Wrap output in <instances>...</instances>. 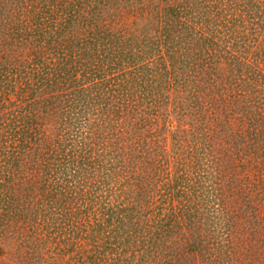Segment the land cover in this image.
<instances>
[{"label":"trees","instance_id":"trees-1","mask_svg":"<svg viewBox=\"0 0 264 264\" xmlns=\"http://www.w3.org/2000/svg\"><path fill=\"white\" fill-rule=\"evenodd\" d=\"M255 1L195 2L196 8L209 10L207 34L192 30L193 24L188 23L190 19L197 22V17L187 15L188 8L179 0L167 2L162 12L153 5L145 8L152 16L150 39L136 40L135 56L129 49H121L125 60L116 67L124 75H133L125 88H115L113 66L102 69L87 55L80 58L83 80L74 78L71 71L79 68L78 51L73 57L69 51L66 58L75 80L69 81L67 67L60 60H51L47 66L36 63L24 75L14 74L13 85L22 77L26 82L31 75L36 77V88L8 90L19 101L9 104L13 109L5 136H10L7 142L0 139V188L12 192L16 184L23 190L22 184L28 181L31 185L26 169L32 168L25 165L40 156L26 140L33 136L32 131L47 139L51 127L57 130L49 132L51 144L64 146L53 148L48 158L67 163L73 173L69 175L85 180L91 172L92 177H100V186L102 176L113 183L123 179L130 183L127 189L108 184L109 188L97 189L94 195L95 202L118 222L116 234L112 238L109 232L102 244H129L125 249L137 256L138 250L130 245L185 244L189 246L185 254L192 257V249L199 255L205 249L201 244H215V264H249V260L240 263L239 255L246 249L251 258L252 246L247 244L257 237L256 229L264 227V44L256 40L257 13L248 9ZM169 14L171 18H167ZM108 46L113 50L111 60H118L121 55L114 56L109 42ZM63 83L62 88H41ZM1 107L0 100V118ZM131 111L133 118L137 115L135 121L125 119ZM64 121L74 129L90 131L64 133L63 127H57ZM235 122L240 124L238 133L234 132ZM41 126L46 128L39 129ZM69 146L73 149H67ZM53 150L63 151L64 158ZM196 157L204 163L194 166ZM72 166L78 168L73 171ZM51 179L49 175L48 185ZM37 182V189L47 186ZM48 193L55 195V188L51 186ZM3 195L8 198V191ZM118 198L124 200L122 207L110 204ZM82 225L89 231L93 224L86 220ZM214 230L217 234L209 241L208 232ZM228 244L234 247L229 250ZM237 244H244V250ZM183 260L165 264H194L191 259L188 263Z\"/></svg>","mask_w":264,"mask_h":264},{"label":"rangeland","instance_id":"rangeland-1","mask_svg":"<svg viewBox=\"0 0 264 264\" xmlns=\"http://www.w3.org/2000/svg\"><path fill=\"white\" fill-rule=\"evenodd\" d=\"M175 1L177 0H136V2L135 0H0V100L3 115L0 118V133L3 137L0 139L4 141L5 138L6 141V137L10 136H5L11 124L9 113L13 109L9 104L19 101L16 99L15 92H8L9 88H36V77L33 78L31 75L26 77V82L22 77L13 85L10 79L14 74L20 72L24 75V71L33 64L47 66L51 60H60L64 66L68 52L72 51L69 56L73 57V53L78 51V58H75V55L74 58L79 68L71 71L75 75L74 78L83 80L81 74L84 66L80 58L84 59L87 55L92 63L101 65L102 69H105L108 64L113 66L111 76H114L112 82L115 83V88H125L133 75L131 73L124 75V72L116 71L119 63L125 60L122 56L124 50L121 51V49L125 48L127 51L129 49L132 56L137 55L136 40L143 39L146 42L152 33L149 23L152 16H149L150 9L147 11L145 8L153 5L158 12H162L167 2L174 4ZM197 1L179 0V4L188 8L187 15L191 18L195 13L197 22L195 19H190L188 23L193 24L192 30L198 29L206 33L205 27L210 25L208 20L210 13L209 10L196 8ZM248 9H253L257 13L258 18L254 21L258 31L256 40L260 42V45L264 44V0H258V4L256 0ZM163 14L161 16L164 17ZM167 16L169 18L170 14ZM184 24V22L181 23V28ZM108 42L114 48V56L121 55L117 56L118 60H111L113 50L108 46ZM69 65H66L69 81L75 80L73 75L70 76ZM123 65L127 67V63ZM101 72L108 74L107 70H101ZM126 77H128L127 80ZM121 79L124 81L120 83ZM62 86L65 84L41 88H62ZM134 114L133 111L126 113L125 119H132ZM135 117L137 115L133 120ZM147 118L149 115H146L145 119ZM66 120L70 121V119ZM67 121L57 126L63 127L61 130L64 133L90 131L89 128L74 129L68 125ZM151 124L155 126L154 123ZM238 126H240L239 122H235V133ZM40 128L45 129L46 126ZM157 130H159L158 127L155 131ZM56 131L50 127L49 131H46L47 139L44 136L40 138L36 131H32L33 136L26 140L32 145L34 151H39L40 156L25 165L32 168L26 169L27 174L30 172L28 177L31 185L28 181L22 184L23 190L20 184H16L13 190H10L12 192L0 188V264H165L168 260L176 259L180 261L184 259L183 261L187 263L191 259L194 264H215L214 255H218L212 247L215 244H201V247L204 246L205 249L198 251L199 255L192 249L194 257L185 254L189 247L185 244L130 245L131 248L138 250V256L133 254L130 248L128 251L125 249L129 244H102L109 232L112 238L116 234L114 230L117 229L118 222L115 223L116 220L111 219L103 211V205L95 202L94 195L97 189L104 190L109 188V185L114 189L131 188L130 183L126 179L113 183L111 178L102 176L100 186V177L97 178L96 175L92 177L91 172L85 180L69 175L68 173H73L67 169V163L63 165L62 162H56L57 160L53 162L51 158H48L53 148L61 146L57 143L51 144L52 136L49 132ZM62 131L59 133L63 134ZM133 131H136L134 126ZM118 132H121V129H118ZM20 135L24 136L23 133ZM119 136L122 137L121 133ZM63 146L62 144L61 148ZM1 148L9 149L7 146H1ZM79 148L81 146L78 145L77 149ZM67 149L73 148L69 146ZM53 151L61 152L60 157L64 158L63 151ZM193 163L195 166L204 162L196 157ZM56 165H59L58 169L55 168ZM72 168L75 171L78 166H72ZM45 173L48 174L47 179H44ZM49 175L52 177L50 185H48ZM35 182L45 183L47 186L40 190L35 186ZM51 186L56 190L55 195L48 193L51 192ZM5 191H8V198L3 195ZM203 196L208 198L206 195ZM238 198L241 199L242 195ZM115 201L110 204L122 207L124 200L121 202L118 198ZM105 203L109 204V201L105 200ZM216 211L214 213H217ZM260 211L263 209L260 208ZM86 220L93 224L89 231L82 227V222ZM256 230H258L257 237L250 241L251 244H247L252 246L251 250H253L250 259H248V251L244 250L245 245L237 244L242 248L241 251L244 250L239 255L240 263H247L249 260V264H264V227ZM147 234L146 231L145 235ZM216 234V230L209 231V241H211L210 236ZM196 245L193 244V246ZM227 247L230 250L234 244H228ZM211 250L215 252L213 255L210 253ZM121 253L124 258L128 256L129 259L122 258ZM220 259L222 260V257Z\"/></svg>","mask_w":264,"mask_h":264}]
</instances>
